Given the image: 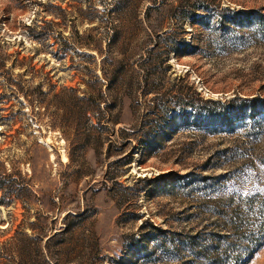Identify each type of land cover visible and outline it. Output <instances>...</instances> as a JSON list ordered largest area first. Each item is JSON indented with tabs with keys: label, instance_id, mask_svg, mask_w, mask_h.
Here are the masks:
<instances>
[{
	"label": "rangeland",
	"instance_id": "obj_1",
	"mask_svg": "<svg viewBox=\"0 0 264 264\" xmlns=\"http://www.w3.org/2000/svg\"><path fill=\"white\" fill-rule=\"evenodd\" d=\"M118 2L0 0V264H264V0Z\"/></svg>",
	"mask_w": 264,
	"mask_h": 264
},
{
	"label": "trees",
	"instance_id": "obj_2",
	"mask_svg": "<svg viewBox=\"0 0 264 264\" xmlns=\"http://www.w3.org/2000/svg\"><path fill=\"white\" fill-rule=\"evenodd\" d=\"M131 5H132L131 0H119V2L116 5L115 9L120 12L123 9H126V8L130 7ZM152 8L153 7L149 6L146 9L145 18L150 17ZM186 17H187L186 15L180 16V22H182V24H183V22L186 21ZM182 30H183V33L185 34L186 30L185 29H182ZM177 44H179L181 46L183 45L185 48L189 45L188 42L186 41V38L184 36H183V38H181L177 42ZM86 55L91 56V54H86ZM166 55H167L166 57L168 58V56H169L168 52H166ZM102 63L106 64L107 66H106V68L102 67V74H103L102 78H100L98 74H95L96 83H98V82L106 83V82H104L106 80L107 81V85H108V87L110 89L112 88V84L117 85L118 88L119 87L122 88L126 84L127 77H128L127 65L124 64V62H122L120 60L115 62L114 60L108 58L107 56H105L102 59ZM85 70H86L87 75L93 73L92 69L89 66H86ZM68 90H69V92H76L75 88H68ZM98 97H100V93L98 94ZM94 98H95V96H93L92 94H90L89 97H88V99H94ZM80 99L82 101L83 100L84 101L88 100V99H85L84 97L80 98ZM183 105H184V107H185V105H187V106L191 105L192 106V104L190 102L189 103L185 102ZM82 108L86 109V111H87L88 110V105L87 104H86V106L83 105ZM15 180L16 179L13 178L10 175L9 176L7 175V176L0 177V191L4 190L5 196L7 194H16L17 195L18 191H21V190L22 191H26V192H32V186L28 182H26L25 184L21 183V185L18 184V186H17V183H16ZM8 201L9 200H6L3 197L0 200V202L5 204V205L8 203ZM59 235H60L59 232H57V233L53 234L52 236H50L48 238V240L45 242V247L48 248L53 243L59 245L62 242H64V240L58 238ZM44 238H45V235H41V239L40 240H44ZM32 239L33 240H35V239L39 240V239H37L35 237H33Z\"/></svg>",
	"mask_w": 264,
	"mask_h": 264
}]
</instances>
